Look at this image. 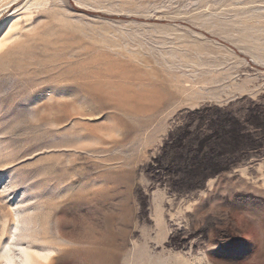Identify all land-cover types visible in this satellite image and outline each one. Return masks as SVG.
I'll return each mask as SVG.
<instances>
[{
    "label": "rangeland",
    "instance_id": "1",
    "mask_svg": "<svg viewBox=\"0 0 264 264\" xmlns=\"http://www.w3.org/2000/svg\"><path fill=\"white\" fill-rule=\"evenodd\" d=\"M0 264H264V0H0Z\"/></svg>",
    "mask_w": 264,
    "mask_h": 264
}]
</instances>
